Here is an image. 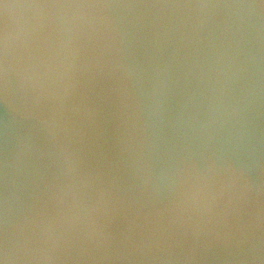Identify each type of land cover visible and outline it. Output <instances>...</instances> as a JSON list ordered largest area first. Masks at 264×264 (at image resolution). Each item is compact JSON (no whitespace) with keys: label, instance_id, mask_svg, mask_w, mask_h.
<instances>
[{"label":"clouds","instance_id":"clouds-1","mask_svg":"<svg viewBox=\"0 0 264 264\" xmlns=\"http://www.w3.org/2000/svg\"><path fill=\"white\" fill-rule=\"evenodd\" d=\"M0 264H264V0H0Z\"/></svg>","mask_w":264,"mask_h":264}]
</instances>
